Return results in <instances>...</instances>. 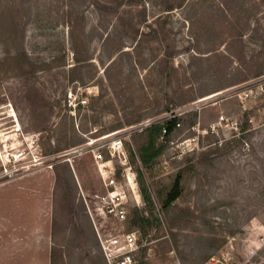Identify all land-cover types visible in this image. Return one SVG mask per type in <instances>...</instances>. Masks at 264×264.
I'll use <instances>...</instances> for the list:
<instances>
[{"label": "rangeland", "instance_id": "374dc122", "mask_svg": "<svg viewBox=\"0 0 264 264\" xmlns=\"http://www.w3.org/2000/svg\"><path fill=\"white\" fill-rule=\"evenodd\" d=\"M172 114L181 125L145 164L150 127ZM220 114L227 124L210 130ZM124 129L142 204L121 223L84 187L93 157L63 155ZM6 168L37 172L32 185L56 177L47 240L35 201L11 206ZM85 199L103 236L137 232L145 264L264 261V0H0V264H107Z\"/></svg>", "mask_w": 264, "mask_h": 264}, {"label": "built area", "instance_id": "2783aa9c", "mask_svg": "<svg viewBox=\"0 0 264 264\" xmlns=\"http://www.w3.org/2000/svg\"><path fill=\"white\" fill-rule=\"evenodd\" d=\"M69 97H73L72 91H70ZM209 100L211 99L204 101ZM204 101H197L194 104H200ZM78 102L83 103L84 101L81 100ZM6 107L7 114L11 117H16V115H12L14 108L11 103H8ZM73 107H75V105ZM197 108L201 110L202 107H199L198 105ZM187 111H190V109ZM15 120L17 123L15 124V131L21 132V127H19L17 119ZM171 120H176L175 126L181 125L175 114L166 117L161 122L163 126L162 134L160 136L161 139L168 134L166 122ZM227 122L228 118L225 115L220 114L217 121L210 124L209 129L212 131H218L220 128H224ZM150 124H152V122L147 121L144 126L148 127ZM126 132L127 130L124 129L96 138L90 137L86 142L66 150L63 155L68 156L69 158L67 159L69 161H72L71 159L74 157H82L86 155H91L93 157L105 187V192L102 195L97 196L99 201L97 211L103 216L116 219L121 223L127 221L130 201L133 200L135 206H141L142 204L141 194L138 190L137 177L133 171V166L128 161L125 153V141L129 137ZM178 155L181 157L182 153ZM20 156H22L21 153L18 154V158H20ZM115 159H118L123 166V171L120 172V174L115 165ZM28 163H31L32 165L41 164L43 163V159L34 157L31 162ZM27 164L20 166L19 169L28 170L30 165ZM14 172L15 171L11 172L6 168L4 174L10 177ZM124 184L127 185V188ZM85 202L88 207V213L92 217L94 225L96 226L93 211L86 199ZM97 234L99 246L107 264H140L141 245L138 242L136 231H120L117 234H112L110 236H103L99 231ZM257 264H264V261Z\"/></svg>", "mask_w": 264, "mask_h": 264}, {"label": "crops", "instance_id": "0c3cea01", "mask_svg": "<svg viewBox=\"0 0 264 264\" xmlns=\"http://www.w3.org/2000/svg\"><path fill=\"white\" fill-rule=\"evenodd\" d=\"M92 163H93V161H92ZM95 165H96V163L94 164V166ZM95 172H96V175L94 174V176L92 178L91 177L90 178L85 177L84 187H85L86 191H88L89 197H95L96 195H100L101 193L105 192V187H103L104 184H103V181H102V178H101L99 172L97 171V168H95ZM35 174H37V172H25V173H20V174L16 173V174H12V176H10L8 179L6 178L5 179L6 181L7 180H10V181L8 182V184L5 185V187L10 185V187H11L10 190L12 192V194H9V191H7L6 195H7V197L12 196V199H11L12 200V205H11L12 207L14 206V203H15V205H17V204H20L21 202L25 201L27 199V197L31 203L33 201H35V203H36L35 206H38L37 212H39L37 221L42 218L44 225L42 226L41 223H38V224L34 225L32 228H35V235H38V231H40L41 232V234H39L40 240L45 241L49 238L47 229L52 227V223H51V220H49V219H48L49 225H48V223H45L46 218L44 215V212H45L44 210H45V207L47 205L46 202H49V199H50L49 203L52 206V197H53V190H54V183H55L54 180L56 177L54 179L51 178L52 180L49 181L48 185L46 183L44 184L42 182H37L36 184L32 185V183L29 180H33L32 178L35 177ZM48 176L50 177L49 174H48ZM81 180L82 179L80 178V176L78 174L77 175V182L81 186V189H83L82 188L83 186L81 184ZM28 181H29V184H28ZM99 184L102 185V188L99 187V189H98ZM46 185H47V187H46ZM92 189L94 191H92ZM82 192H84V191L82 190ZM75 194L77 195V193H75ZM86 200L88 202V199H86ZM95 203L97 205V201H95ZM85 204H86V202H85ZM88 204H89V202H88ZM89 206H90V204H89ZM86 208H87V206H86ZM90 208H91V206H90ZM5 212L7 215V211H5ZM93 214H94V212H93ZM101 216H103V215L101 214ZM94 219H95V216H94ZM85 222H86V226L89 229L90 236L92 237V239L95 241V238H96L97 242H99L97 232L98 231L100 232V230H99L98 224H97L96 219H95L96 226L94 225L93 219L90 216V214L88 213V211H87V217L85 219Z\"/></svg>", "mask_w": 264, "mask_h": 264}, {"label": "trees", "instance_id": "16d2710c", "mask_svg": "<svg viewBox=\"0 0 264 264\" xmlns=\"http://www.w3.org/2000/svg\"><path fill=\"white\" fill-rule=\"evenodd\" d=\"M175 123H176V120H171V121L166 122L168 134L175 127ZM162 129H163L162 124L161 125L153 124L150 127L151 134H149V136H148L147 145L142 148V155H141L142 161L145 164H147L150 160L155 158L160 152L159 149H156V143H157L158 138H160V136L162 134ZM142 193H143L144 198H146L148 201H150V203H152L151 198H150L147 190L145 189V187L142 189ZM181 195H182V176L179 174L177 176L176 180L174 181L171 190L166 195V198L164 200V207L169 208L178 198L181 197ZM136 211H137V209H136ZM129 215H130V212L128 214V217H129ZM141 218H142V221H148V219H144V217H141ZM127 220H128V218H127ZM140 264H145L142 257L140 258Z\"/></svg>", "mask_w": 264, "mask_h": 264}, {"label": "bare ground", "instance_id": "6f19581e", "mask_svg": "<svg viewBox=\"0 0 264 264\" xmlns=\"http://www.w3.org/2000/svg\"><path fill=\"white\" fill-rule=\"evenodd\" d=\"M215 95V94H214ZM211 97V96H210ZM206 98V97H205ZM209 98V97H208Z\"/></svg>", "mask_w": 264, "mask_h": 264}]
</instances>
